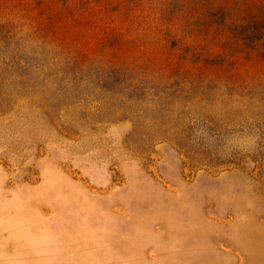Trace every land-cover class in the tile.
Returning <instances> with one entry per match:
<instances>
[{
    "label": "rangeland",
    "instance_id": "374dc122",
    "mask_svg": "<svg viewBox=\"0 0 264 264\" xmlns=\"http://www.w3.org/2000/svg\"><path fill=\"white\" fill-rule=\"evenodd\" d=\"M0 264H264V0H0Z\"/></svg>",
    "mask_w": 264,
    "mask_h": 264
}]
</instances>
